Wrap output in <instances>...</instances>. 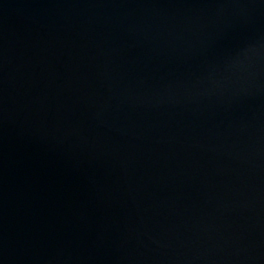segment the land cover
<instances>
[{
    "label": "water",
    "instance_id": "1",
    "mask_svg": "<svg viewBox=\"0 0 264 264\" xmlns=\"http://www.w3.org/2000/svg\"><path fill=\"white\" fill-rule=\"evenodd\" d=\"M0 264H264V0H0Z\"/></svg>",
    "mask_w": 264,
    "mask_h": 264
}]
</instances>
